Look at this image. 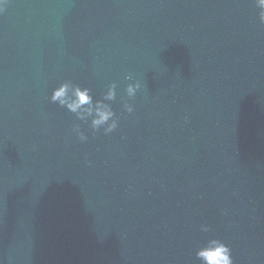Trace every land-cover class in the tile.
I'll return each instance as SVG.
<instances>
[{"label": "water", "instance_id": "obj_1", "mask_svg": "<svg viewBox=\"0 0 264 264\" xmlns=\"http://www.w3.org/2000/svg\"><path fill=\"white\" fill-rule=\"evenodd\" d=\"M258 13L254 0H8L0 264H201L210 239L233 264H264ZM65 81L94 101L115 83L118 127L93 132L52 103Z\"/></svg>", "mask_w": 264, "mask_h": 264}, {"label": "clouds", "instance_id": "obj_2", "mask_svg": "<svg viewBox=\"0 0 264 264\" xmlns=\"http://www.w3.org/2000/svg\"><path fill=\"white\" fill-rule=\"evenodd\" d=\"M254 3L259 9V21L264 24V0H254ZM7 4L8 0H0V14L5 11ZM125 79L131 81L132 76H126ZM116 87L115 83L110 84L103 94V98L94 101L89 88H82L70 81H65L53 89L50 100L52 103H58L61 107H66L81 121H88L91 118L90 127L93 132L103 128L104 133L108 134L118 127L115 113L111 105L107 103V101L115 99ZM140 88L139 81L128 83L125 89L127 97L134 98ZM123 106L127 112L133 111L132 105L127 101ZM74 131L81 141L88 139L85 133L80 130V125H74ZM201 231L208 232L209 227L201 225ZM196 257L201 261V264H233L230 248L219 239L208 240L205 246L196 251Z\"/></svg>", "mask_w": 264, "mask_h": 264}]
</instances>
